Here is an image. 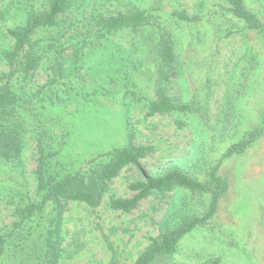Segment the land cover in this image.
<instances>
[{"label": "rangeland", "instance_id": "374dc122", "mask_svg": "<svg viewBox=\"0 0 264 264\" xmlns=\"http://www.w3.org/2000/svg\"><path fill=\"white\" fill-rule=\"evenodd\" d=\"M243 1L264 25V0ZM46 2L0 0V83L8 82L18 96L23 118L21 160L0 161V226L11 230L21 221L20 210L41 199L35 177L39 144L46 172L56 175L84 169L88 160L125 146L131 136L135 145L149 149L146 157L139 168L122 171L96 209L67 203L59 264H132L151 236L203 216L208 195L183 189L149 197L130 213L110 209L111 199L133 195L130 184L169 168H180L202 184L215 172L226 183L213 216L182 238L173 264H264V134L243 152L226 156L261 123L264 33L246 28L224 0H86L107 14L146 9L156 24L87 44L78 62L82 67H72L37 94L53 77L55 54L40 50L42 67L24 78L3 51L12 46L6 30L43 11ZM176 12L190 21L179 20ZM165 32L175 55L167 64L159 57ZM46 35L55 34L41 31L34 39ZM72 52L63 53L66 70L77 64L72 65ZM160 95L188 108L148 116L150 102ZM57 99L62 105L51 106ZM53 213L48 203L24 220L17 231L25 238L23 249L13 257L16 250L6 245L0 264L33 263Z\"/></svg>", "mask_w": 264, "mask_h": 264}, {"label": "trees", "instance_id": "16d2710c", "mask_svg": "<svg viewBox=\"0 0 264 264\" xmlns=\"http://www.w3.org/2000/svg\"><path fill=\"white\" fill-rule=\"evenodd\" d=\"M85 1L47 0L43 11L29 13L23 25L6 30V36L12 41V46L3 51V58L9 65L15 67L17 65L18 72L22 73L24 78L31 76L42 67L45 53L40 50L52 51L55 54L50 66L53 77L38 90L37 94L46 88H52L51 86L58 80L65 78L72 67L79 70L82 65L78 62L82 59L87 44H92L94 40H105L108 36L123 31H146L156 24L155 17L146 9L107 14L94 8L93 2L84 3ZM224 1L229 5L232 16L241 20L246 28L264 33V25L247 9L243 0ZM173 16L181 21H190L183 12H176ZM3 18L0 12V21ZM41 31L53 32L55 35L34 39ZM70 49L73 50L72 65L77 64L66 70L63 68V63L65 65L66 61L63 53ZM159 57L166 64L174 61L175 58L173 42L167 32L161 34ZM18 99L8 82L0 83V161L19 162L23 155V118L17 105ZM58 100L50 105H62L57 104ZM187 108L188 106H179L170 102L165 95H160L150 102L147 115H164ZM260 118L261 123L247 132L240 142L231 145L227 149L226 156L243 152L264 134V110ZM132 140L130 136L125 146L113 148L88 160L84 169L56 175L46 172L43 148L39 144L35 177L37 194L41 199L20 210L21 221L15 222L11 230L5 231L4 227L0 226V256L5 254L6 245H11V250H16L12 256H17V252L23 249L25 240L17 234L21 229V223L40 213L49 203L53 206V218L45 233L43 245L39 249L40 254L35 252L31 264H59L63 245V215L67 203L76 202L91 209L99 207L112 182L126 168H139L140 161L149 151L148 148L135 145ZM97 159H101V162H96ZM176 189L207 194L208 211L201 217H190L151 236L147 246L132 264H173L174 255L182 238L195 227L205 225L213 216L218 200L226 190V183L215 172H211L207 182L202 184L180 168H169L158 175H143L138 181L130 184L129 190L133 193L130 198H115L109 201L110 209L130 213L137 209L143 200L152 196L163 198L166 194L177 191ZM207 264L218 263L216 260H210Z\"/></svg>", "mask_w": 264, "mask_h": 264}]
</instances>
